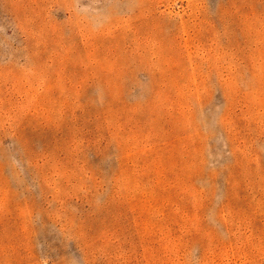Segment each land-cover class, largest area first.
I'll list each match as a JSON object with an SVG mask.
<instances>
[{
  "label": "rangeland",
  "instance_id": "1",
  "mask_svg": "<svg viewBox=\"0 0 264 264\" xmlns=\"http://www.w3.org/2000/svg\"><path fill=\"white\" fill-rule=\"evenodd\" d=\"M0 264H264V0H0Z\"/></svg>",
  "mask_w": 264,
  "mask_h": 264
}]
</instances>
